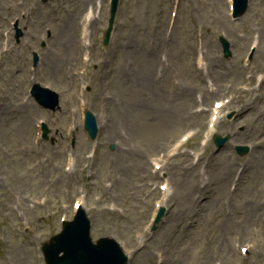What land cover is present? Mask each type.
I'll list each match as a JSON object with an SVG mask.
<instances>
[{"label":"rangeland","instance_id":"rangeland-1","mask_svg":"<svg viewBox=\"0 0 264 264\" xmlns=\"http://www.w3.org/2000/svg\"><path fill=\"white\" fill-rule=\"evenodd\" d=\"M250 13H252L250 16L251 18H254L256 20L258 19L263 20L264 0H251L250 10L245 16V23H249L247 17L250 15ZM206 17L209 19L216 18L211 16L209 13L206 14ZM118 64L122 65V59H119ZM6 70L8 71L9 69L7 68ZM118 72H121V70ZM14 79L16 81V84L18 85L19 90H22L24 88V85L26 84V78L14 76ZM118 88L122 90L123 85L118 84ZM122 92L124 91L122 90ZM133 99L137 101L138 97H133ZM125 100L127 102H132V99H125ZM12 109H16V108H12ZM19 111L21 110L19 109ZM145 118H146L145 113L138 110L136 113L134 126H132V131L137 136H139L138 125L142 121H144ZM18 122L21 123V121ZM5 132L6 131H3V126H0L1 136L4 135ZM20 143L21 141L17 138V136H14L12 139L6 138L2 140L0 147V159L3 160L4 164L7 165L8 167L14 165L13 155L16 152V149ZM13 144L16 146V148H13ZM103 164L105 168L111 169L110 161L104 160ZM94 170L97 171V175H98V179L95 181L94 190H97L99 193L104 194L102 200L99 202L97 213H95V215H97L98 217L97 225L100 228H108L111 232H113L119 237L128 239L133 231L131 227L138 228L137 224L140 221L141 209L138 206L139 198L137 195L134 196L128 195L129 198L126 199L125 196H120L116 194L115 190H110L105 185L102 184L101 178H105V175L103 170L98 168L96 162L94 164ZM23 185H24V179H22L21 177H17V174H14L13 178L8 177V185L5 191L6 194L5 202L7 204H10L12 201H15L14 199L15 196L22 195ZM52 189H53L52 193L54 195L59 197L62 196L61 194L55 191L54 185L52 186ZM86 190L89 192V188H87ZM196 197L197 195L192 188L188 190L185 187L182 188V191L174 195V200L176 201L177 210L173 214L169 224L165 225L163 227V231L157 234L160 239L161 245L165 248V251L169 258H172L171 255L175 253V247L182 244L180 243L182 240L178 235H174L170 237V232L176 226L181 224H186L189 221H192L194 223L199 224V227L201 228L202 232H206V231L213 232L216 231L217 225L221 223V221L219 220L217 221L218 212L219 209L221 208V205L217 202V198L213 195H210L206 198L205 202H200L196 200ZM194 208L200 209V212L195 213L193 211ZM27 211L28 209L25 207V205H22V212L27 214ZM128 218H136L138 219V221L135 224L124 222ZM200 228L195 230L194 236L192 238L200 237L201 235ZM6 232L9 237H12L10 230H6ZM12 242L16 244L17 239H13ZM185 243L191 244V243H195V241L188 240L185 241ZM12 248H14V246ZM189 250L191 252L193 248H190L188 246L184 247L183 253L185 252L189 253ZM197 252H198L197 250H194L192 252V256H189V258H186V260H188V262L190 263L194 262L193 261L194 256L195 254H197ZM141 259H143V257Z\"/></svg>","mask_w":264,"mask_h":264}]
</instances>
